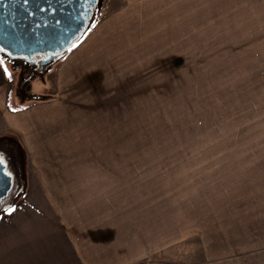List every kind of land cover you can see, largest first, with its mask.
<instances>
[{"label":"rangeland","instance_id":"obj_1","mask_svg":"<svg viewBox=\"0 0 264 264\" xmlns=\"http://www.w3.org/2000/svg\"><path fill=\"white\" fill-rule=\"evenodd\" d=\"M1 59L30 122H62L31 195L92 255L264 264V0H100L58 58Z\"/></svg>","mask_w":264,"mask_h":264},{"label":"crops","instance_id":"obj_2","mask_svg":"<svg viewBox=\"0 0 264 264\" xmlns=\"http://www.w3.org/2000/svg\"><path fill=\"white\" fill-rule=\"evenodd\" d=\"M7 64L0 58V160L3 163L1 155L10 158L8 165L3 164L12 177V191L20 175L24 189L0 216V264H116L105 253L92 255L80 244L77 225L68 222L60 205H45L31 195L34 185L44 184L39 169L37 174L30 170L32 158L43 161L39 156L47 145L46 131L61 128L62 122L58 126L49 116L40 119L38 115L30 122L35 108L14 104L15 82ZM16 169L19 174L14 173Z\"/></svg>","mask_w":264,"mask_h":264},{"label":"water","instance_id":"obj_3","mask_svg":"<svg viewBox=\"0 0 264 264\" xmlns=\"http://www.w3.org/2000/svg\"><path fill=\"white\" fill-rule=\"evenodd\" d=\"M100 0H0V49L10 56L58 58L82 34ZM36 63V62H35ZM12 191V177L0 160V205Z\"/></svg>","mask_w":264,"mask_h":264},{"label":"trees","instance_id":"obj_4","mask_svg":"<svg viewBox=\"0 0 264 264\" xmlns=\"http://www.w3.org/2000/svg\"><path fill=\"white\" fill-rule=\"evenodd\" d=\"M39 55L40 56H43V58L45 57L44 56V54H35V55H33L31 58H27L26 56H10L6 51H4V50H2V51H0V57L1 58H3V59H5V60H7L8 62H10V63H13V64H19V65H21V67H26V66H28V67H33V66H36V65H32V61H34V60H36V58H38L39 57ZM38 66V65H37ZM23 68V69H24ZM22 69V70H23ZM23 79H25L26 80V78H23ZM20 90H21V88H20ZM23 93V92H22ZM32 97V99H35V98H37V96L35 95H33V96H31Z\"/></svg>","mask_w":264,"mask_h":264},{"label":"flooded vegetation","instance_id":"obj_5","mask_svg":"<svg viewBox=\"0 0 264 264\" xmlns=\"http://www.w3.org/2000/svg\"><path fill=\"white\" fill-rule=\"evenodd\" d=\"M45 56V55H44ZM14 57V56H13ZM43 59V56H40L39 55V57L38 58H36V60H34V61H32V65L34 64V65H36V64H38L41 60ZM36 62V63H35ZM35 68V70H36V67H34Z\"/></svg>","mask_w":264,"mask_h":264},{"label":"snow or ice","instance_id":"obj_6","mask_svg":"<svg viewBox=\"0 0 264 264\" xmlns=\"http://www.w3.org/2000/svg\"><path fill=\"white\" fill-rule=\"evenodd\" d=\"M27 2V0H25V3ZM0 51H2V49H0ZM10 211H12V210H10Z\"/></svg>","mask_w":264,"mask_h":264}]
</instances>
